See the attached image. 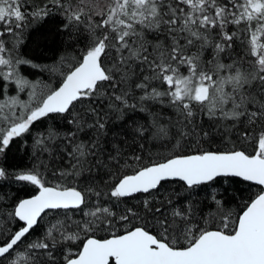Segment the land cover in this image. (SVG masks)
<instances>
[{"label":"snow or ice","instance_id":"6c2138e0","mask_svg":"<svg viewBox=\"0 0 264 264\" xmlns=\"http://www.w3.org/2000/svg\"><path fill=\"white\" fill-rule=\"evenodd\" d=\"M50 8L62 17L57 31L74 41L60 66L38 65L21 51L27 24L51 16ZM24 67L60 80L29 79ZM56 116L70 127L36 133L32 155L61 151L69 163L52 174L57 182L35 165L10 171L14 141L26 144L36 122ZM205 118L223 129V148L202 146L210 143ZM109 119L133 139L166 144L167 154L123 159L114 145L104 157ZM94 165L107 173L106 194L67 182ZM237 179L259 189L239 212L227 207L236 193L223 187ZM6 181L36 192L11 204L0 196V264H264V0H48L35 11L26 0H0ZM168 181L183 183V199L162 198ZM203 186L212 208L197 214L193 196ZM137 194H147L143 213L119 207Z\"/></svg>","mask_w":264,"mask_h":264},{"label":"trees","instance_id":"16d2710c","mask_svg":"<svg viewBox=\"0 0 264 264\" xmlns=\"http://www.w3.org/2000/svg\"><path fill=\"white\" fill-rule=\"evenodd\" d=\"M48 0H26V5L30 10H38L47 4ZM52 13L51 16L45 19H31L22 32L23 41L21 45V51L25 54L27 58L33 60L34 63L41 66H60L61 56H67L69 54H74L75 50L71 47V43L66 38V34L63 31H57L58 26L62 22V17L59 15L56 9L50 8ZM82 47V43L77 45V49ZM23 71L29 79H35L43 81L51 86H55L59 80L60 76L58 72L41 71L39 68L24 67ZM11 91V89H10ZM22 99H27V96L22 94ZM166 115H171L167 109H165ZM138 118L142 123L146 122L144 116L137 113ZM146 116V114H145ZM127 119V117H125ZM150 119V118H149ZM203 129L209 133L208 140L210 143H203L202 146L205 148L210 147L212 150L217 148H223L225 143V136L223 129L211 126L210 122L205 118L202 122ZM54 126L58 130L66 131L69 125L66 124L64 117L56 116L55 118L49 117L41 121L36 122L33 126L31 136L26 135L23 140L26 141L22 143L20 139L14 141V146L11 151L7 154L6 161L10 165V171L24 170L25 168L37 166L41 172L44 173L45 177L49 181H53V173L59 174L68 168V159H66L61 151H53L51 154L40 152L36 150V156L39 160L32 155L34 144L33 140L36 133L44 132L46 128ZM107 131L104 135L100 136V141L104 150V157L109 153L114 154L113 146L115 145L119 151L123 154V159H128L133 155L142 156L144 162H147L149 157H155L157 154H167L168 148L161 146V142L158 141H141L138 137L133 139V133L121 127V123L109 119L107 122ZM199 132L200 129L198 128ZM192 139V138H189ZM198 139V137H197ZM233 139H235V130L233 132ZM60 143V141H57ZM144 144V149L141 150L138 146L139 144ZM195 145H193V148ZM191 151V149H189ZM102 157V158H104ZM41 163L43 166H41ZM94 170L91 172L84 171L82 175L78 176L73 180L71 177L68 178L67 182L75 184L80 188H85L88 186L98 187L103 193H107L108 189L106 184L109 183L107 173L103 168H96L93 166ZM57 182V181H53ZM224 188H229L230 195L232 192L236 193V200L227 203V207L231 210L239 212L240 206L251 194V192L258 191V187L253 185L251 182H243L240 180H235L230 184H225ZM210 189L207 186H203L196 190V194L193 196V207L199 214L201 211L205 213L212 208L211 203H203L206 199ZM223 191V188H220ZM36 189L34 186L25 184L23 182H0V196L6 197V203L11 204L17 198H27L35 194ZM173 193H180V199H183L184 185L180 181H168L163 185L162 198L163 195H171ZM147 194H137V197L128 198L127 202L119 207L126 208H136L143 213L141 207V201L145 198ZM105 200L109 199L106 195L103 197ZM228 201V197H225ZM90 200L95 202L96 197L91 196ZM199 201L200 203H196ZM119 204V202H114ZM119 211V208H117ZM214 211V209H213ZM74 218L79 219V213L74 215ZM52 220V217H47V221ZM54 222V221H53ZM99 237H104L107 233H99Z\"/></svg>","mask_w":264,"mask_h":264},{"label":"water","instance_id":"95a60500","mask_svg":"<svg viewBox=\"0 0 264 264\" xmlns=\"http://www.w3.org/2000/svg\"><path fill=\"white\" fill-rule=\"evenodd\" d=\"M28 198V197H27Z\"/></svg>","mask_w":264,"mask_h":264}]
</instances>
